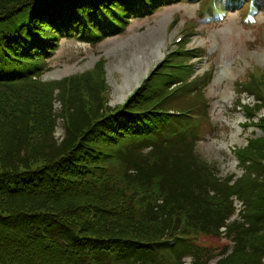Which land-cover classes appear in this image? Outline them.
I'll use <instances>...</instances> for the list:
<instances>
[{
  "label": "trees",
  "instance_id": "1",
  "mask_svg": "<svg viewBox=\"0 0 264 264\" xmlns=\"http://www.w3.org/2000/svg\"><path fill=\"white\" fill-rule=\"evenodd\" d=\"M111 1L0 0V264H264L262 73L237 84L254 101L236 102L244 127L260 131L234 152L238 178L207 167L197 151L202 127L149 112L171 109L173 76L154 74L116 106L120 115L108 105L101 64L42 81L55 38L109 35L134 10ZM123 1L146 12L162 2ZM232 197L243 207L234 220ZM218 237L231 244L217 255L200 241Z\"/></svg>",
  "mask_w": 264,
  "mask_h": 264
},
{
  "label": "rangeland",
  "instance_id": "2",
  "mask_svg": "<svg viewBox=\"0 0 264 264\" xmlns=\"http://www.w3.org/2000/svg\"><path fill=\"white\" fill-rule=\"evenodd\" d=\"M197 9L196 4L189 6L185 3H174L145 20L133 19L121 34L91 45L74 38L60 39L53 54L45 61V71L41 79L58 81L92 71L96 65L101 64L105 84L108 86V105L113 108L123 102L120 87L125 86L128 80L131 82L127 86L132 91L153 69L165 50L175 46L172 43L181 35L178 32L183 29L184 23H196L198 30L196 34H192L188 47L198 50L195 56L201 55V50L205 55L202 56V61L186 59V62L193 64L196 77L201 76L207 69L211 72L210 81L202 94L210 123L203 126L205 133L197 151L206 161L207 167L213 173L217 172L219 177L234 174L238 178L242 175V170L237 166L233 153L245 146L256 130H245V120L236 110L237 100L244 96L239 92L237 83L244 82L254 69L264 72V11L257 16L258 24L249 26L243 23L240 12L236 13L234 10L226 15L222 23H204ZM176 14L179 20L170 30L168 27ZM138 64L140 65L137 66ZM199 86L197 85L198 88ZM179 98L173 97L172 105ZM183 101L195 103L192 97L184 98ZM62 135L63 128L59 120L55 137L59 139ZM235 205L237 209L241 206L237 201ZM200 241L207 249L215 252V255L231 244L229 239L220 237L204 238ZM185 261L189 262V258L186 257Z\"/></svg>",
  "mask_w": 264,
  "mask_h": 264
},
{
  "label": "bare ground",
  "instance_id": "3",
  "mask_svg": "<svg viewBox=\"0 0 264 264\" xmlns=\"http://www.w3.org/2000/svg\"><path fill=\"white\" fill-rule=\"evenodd\" d=\"M158 47H159V46H158ZM139 65H140V64H138L137 66H139ZM129 82H131V81H129ZM129 82H128V80H127V84H128ZM127 84H126L125 86L120 87V90H122V94H123L122 99L125 98L124 96L126 95V93H127L128 91L131 90V87H128ZM125 90H126V92H125Z\"/></svg>",
  "mask_w": 264,
  "mask_h": 264
}]
</instances>
